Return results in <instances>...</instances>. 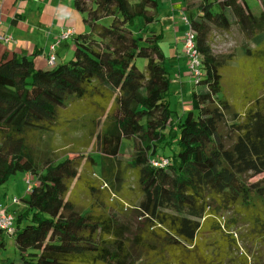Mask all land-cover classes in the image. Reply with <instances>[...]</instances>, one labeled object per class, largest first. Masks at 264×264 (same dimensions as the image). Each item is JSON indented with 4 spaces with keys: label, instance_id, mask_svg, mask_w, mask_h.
I'll return each mask as SVG.
<instances>
[{
    "label": "trees",
    "instance_id": "16d2710c",
    "mask_svg": "<svg viewBox=\"0 0 264 264\" xmlns=\"http://www.w3.org/2000/svg\"><path fill=\"white\" fill-rule=\"evenodd\" d=\"M260 3L258 14L246 0H201L190 12L202 72L176 126L163 35L136 37L129 28L138 16L156 21L158 0H75L90 30L72 35V59L45 68L27 55L0 60V184L18 168L36 177L23 209L13 210L18 258L1 264H264ZM233 27L253 40L244 55L262 66L261 87L245 92L242 108L224 85L234 58L212 45L233 38ZM71 130L81 132L76 146L39 172L43 137ZM128 182L138 190L126 208L135 222L104 201Z\"/></svg>",
    "mask_w": 264,
    "mask_h": 264
},
{
    "label": "rangeland",
    "instance_id": "374dc122",
    "mask_svg": "<svg viewBox=\"0 0 264 264\" xmlns=\"http://www.w3.org/2000/svg\"><path fill=\"white\" fill-rule=\"evenodd\" d=\"M200 1L201 0H158V18L156 21L146 25L143 18L138 16L134 19L133 23L129 27L132 30L133 35L136 37L144 36L145 34L148 35L152 32L157 34H162V32L164 33V35L160 38V46L165 53L164 66L167 69L170 78L167 99L169 102V107L172 111L171 126H176L180 119H185L188 109L192 106V91L196 86V82L191 73L189 58L186 53H184L183 56L185 57V60L182 58L183 65L180 66V63H178L179 61L175 58L176 55L174 54L177 51H179L181 54L182 51L185 52V33L189 29V25L185 22L184 17L187 16L189 18L190 12L195 13ZM246 1L254 13H260L262 9L260 0ZM32 10L35 12L38 9L33 7ZM86 16V13L75 10L74 16H72V18H76L78 32L84 33L90 30L89 25L84 22ZM66 18L70 20L69 15H67ZM109 20V18H103L99 21V23L106 25L109 24ZM73 22L75 23V21ZM232 31L233 38H231L229 34V37H226V39L214 38V40H212V45L215 52L227 55L231 54L234 58L233 63L229 64V66L223 70L225 76L224 85L226 92H229V96L231 97L233 103L239 108H242V106L245 104V101L247 100L243 96L245 92H252V88L254 87L253 84H255L258 89L261 87V79L259 75L262 66L260 65L258 68L253 67L252 60L245 57L244 55L243 46L250 45L251 48H254L255 45L253 40L251 41V38L247 39V37L241 31H239L237 27H233ZM181 34L182 46L180 45V47H178L179 49H177L175 53H172L175 50V45L172 43L177 37H180ZM42 39L44 40L43 37ZM40 45L45 46V41H41ZM70 49L71 50L65 52V54L62 52L59 55V60H57L58 63L67 62L74 57V48ZM259 59L260 61L264 62V55L259 54ZM137 62L139 68L144 70L146 60L140 57L137 59ZM178 69H182V72L185 71L188 73V75L181 76ZM261 73L264 78V68L261 70ZM262 84L263 85L260 89V92H264V80L262 81ZM171 126L169 125L167 127L166 131L168 132L166 133H169L170 130H172ZM80 135V131L77 132L72 130L67 137H64L61 134L57 136L45 135L36 150L38 171H43L47 162L57 161L61 158V156L65 155L70 149L75 147V139ZM83 148L79 147V150L84 154L93 150L91 147ZM130 153L131 148L128 149L126 158H130ZM166 153H171V150H167ZM261 177L262 175L251 177L250 180L255 181ZM28 178H30V180ZM35 180L36 177L32 173L20 168L16 169L15 172L9 176L8 180L0 184L1 206L3 208L9 206V208L21 210L24 205L23 198L30 193L34 186ZM116 185L117 186L112 187L111 197L108 195V198H105V203L108 202L109 208L112 211L121 212V209H123L131 221L135 222V210H126V208L129 207V200L134 201L135 203L138 201V190L136 185L130 182L124 186L121 185V183H116ZM77 195H80V203H85L83 200L86 198L84 193H78ZM15 198L19 199V202H14ZM112 199H119L122 202L111 204ZM121 203L124 204L123 208H120ZM14 209H11V212H14ZM120 214L124 215V213ZM1 238L5 240L6 247L0 248V264L3 262V260H17L18 251L14 239L9 234L5 233H0V239Z\"/></svg>",
    "mask_w": 264,
    "mask_h": 264
},
{
    "label": "crops",
    "instance_id": "0c3cea01",
    "mask_svg": "<svg viewBox=\"0 0 264 264\" xmlns=\"http://www.w3.org/2000/svg\"><path fill=\"white\" fill-rule=\"evenodd\" d=\"M74 1L0 0L1 29L3 33L13 37V40L9 42L0 41V60L12 55H27L34 60L36 67L45 68L48 67L47 57L50 54V47L55 43L57 60H59V55L62 52L65 54V52L71 50L70 48H74V36L72 35L68 39H62L61 42L57 43L62 34L68 29H74L75 33L78 32L76 18H72L75 10H78L74 5ZM33 7L38 10L33 12ZM67 15H69L70 20L66 18ZM162 35H164L163 32ZM181 37L182 34L172 43L175 45V50L172 53H175L180 45L182 46ZM41 41H45V46L40 45ZM174 55H176L175 58L179 61L180 66L183 65L184 52L182 51L181 54L177 51ZM182 69H178L181 76L188 75L187 72H182ZM5 209L12 211L11 209L14 208L8 206Z\"/></svg>",
    "mask_w": 264,
    "mask_h": 264
},
{
    "label": "built area",
    "instance_id": "2783aa9c",
    "mask_svg": "<svg viewBox=\"0 0 264 264\" xmlns=\"http://www.w3.org/2000/svg\"><path fill=\"white\" fill-rule=\"evenodd\" d=\"M185 22L189 25V29L185 33V52L189 58V66L191 68V73L193 77L200 75L202 72L201 69V55L196 45V34L195 31L191 28L190 20L187 16L184 17ZM74 29H68L65 31L59 41L62 39H68L71 35H74ZM13 37L3 33L0 25V41L9 42L12 41ZM47 63L49 66L57 65V55H56V43L52 44L50 47V54L47 57ZM30 180V178H28ZM14 202H19V199L15 198ZM16 216L13 212L5 208H0V232L11 234L15 229Z\"/></svg>",
    "mask_w": 264,
    "mask_h": 264
}]
</instances>
